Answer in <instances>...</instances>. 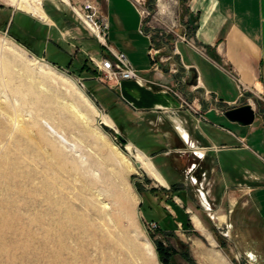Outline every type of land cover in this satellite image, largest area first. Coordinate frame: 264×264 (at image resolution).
<instances>
[{
    "label": "rangeland",
    "instance_id": "rangeland-1",
    "mask_svg": "<svg viewBox=\"0 0 264 264\" xmlns=\"http://www.w3.org/2000/svg\"><path fill=\"white\" fill-rule=\"evenodd\" d=\"M10 1L0 0V264H202L197 250L211 249L210 240L233 264H251L242 253L234 215L233 223L230 218L221 223L203 206L202 196L204 192L208 196L212 186L203 163L197 166L202 180L188 175L184 185L172 189L156 180L135 157V150L116 137L118 131L148 152L153 136L144 133L146 117L126 114L132 121L123 129L103 123L99 113L117 116L110 106L116 98L112 82L97 79V73H79V64H74V74L54 65L51 61L68 63L71 57L57 56L52 44L43 57L31 47V40L27 43L19 36L30 48L19 43L3 28L12 9L27 11L23 0L15 5ZM53 1L68 9L58 0H42V8L46 4L47 12L53 11ZM141 2L145 31L158 50L157 58L165 68L180 62L175 53L183 41L180 36L192 41L195 27L187 0ZM75 23L78 33L65 32L64 47L81 62L86 58L92 63V45L85 40L97 43L81 23ZM50 30L52 37V25ZM260 102L252 104L258 117L264 114ZM261 120L263 116L262 124ZM161 141L160 136L159 145ZM261 147L264 150V144ZM163 159L157 157L156 165L171 179ZM171 173L186 176L181 169ZM219 197L211 205L220 212ZM194 214L205 215L204 229L212 234L207 233L208 240L201 230L183 225L185 215L193 225ZM249 254L253 260L255 255ZM218 255L227 263L222 253ZM217 259L212 262L220 264Z\"/></svg>",
    "mask_w": 264,
    "mask_h": 264
},
{
    "label": "crops",
    "instance_id": "crops-1",
    "mask_svg": "<svg viewBox=\"0 0 264 264\" xmlns=\"http://www.w3.org/2000/svg\"><path fill=\"white\" fill-rule=\"evenodd\" d=\"M52 3V13L47 12L46 4L43 6L50 23L28 12L12 9L4 29H15L14 33L27 39V43L31 40V47L43 57H46L48 45L52 44L57 56L66 53L71 57L68 63L55 62L57 66L75 72L74 64L80 67L86 58L81 62L79 56L64 47L63 39L65 32L77 34L74 24L81 22L69 8H61L54 1ZM186 5L189 16L195 22L190 36L195 44L204 48V52L182 41L177 44L180 62L175 61L167 68L159 62L156 69L150 56L152 38L142 30L143 16L136 1L101 0L111 48L125 53L141 76L155 82L130 79L111 83L116 98L114 101L111 99L113 104L110 106L117 112L116 118L107 112L112 122L123 128L132 121L126 118V114L146 117L144 133L153 136L149 151L143 150L131 139L129 142L149 158L162 180L153 177L162 185H184L183 178L190 175L202 180L197 166L203 163L206 179L212 185L207 200L212 204L219 196L221 199V211L212 207L211 214L221 223H229L233 214L235 232L242 242V253L251 264H264V150L261 149L264 144V121L261 120L263 125L260 122L264 114L258 117L257 113V125L254 122L247 126L229 120L224 114L226 109L235 105L264 102V0H187ZM69 36L71 39L76 37L73 34ZM94 40L96 46L91 40H85L92 45L90 55H109L107 49ZM85 41V44L89 43ZM68 43L73 45L72 41ZM161 84L179 90L189 102L201 109L203 118L197 121V116L181 104L178 96ZM172 119L180 123V131ZM160 136L163 141L159 145ZM197 148L206 150L204 157L196 154L194 150ZM159 156L164 158L162 165L168 168L171 179L157 167L155 159ZM174 169L184 170L187 177L173 176L171 170ZM218 187L221 193L217 192ZM193 216V228L201 230L208 240L209 231L204 229L203 224L205 215ZM194 219L198 224L200 222V227ZM210 245L212 248L209 250L198 247L197 252L204 261L202 264H214L218 254L224 255L216 248V241L213 243L210 240ZM249 253L255 255L253 260ZM226 261L233 264L227 258Z\"/></svg>",
    "mask_w": 264,
    "mask_h": 264
},
{
    "label": "built area",
    "instance_id": "built-area-1",
    "mask_svg": "<svg viewBox=\"0 0 264 264\" xmlns=\"http://www.w3.org/2000/svg\"><path fill=\"white\" fill-rule=\"evenodd\" d=\"M61 4L69 8V10L74 14V16L85 26L87 31L100 43L101 46L105 47L109 52V55H103L96 57L93 55L89 56L94 68L97 70V79L99 80H109L112 83H118L122 80H137L139 82L155 83L151 80L145 79L132 65L125 53L121 51L113 50L108 43V22L107 17L101 10V0H58ZM139 8L142 5L141 0H135ZM143 1V0H142ZM141 10V8H140ZM143 16L142 30L145 31V21H144V11L141 10ZM183 41H187L194 48L204 52L203 47H199L194 41L188 40L186 37L180 36ZM158 50H156L152 44L150 49V56L152 57L155 68L159 67V59L157 58ZM178 53V48L176 52ZM82 86H85L82 80H79ZM164 89L173 92L181 101V104L187 106L195 116H197V121L203 118L201 109L194 106L193 103L189 102L179 90L168 85L161 84ZM171 114V113H170ZM172 117V116H171ZM175 123V127L180 131L181 125L176 119H172ZM184 130V129H183ZM194 146V144H191ZM199 157H204L206 150L202 151V148L194 150ZM264 161V157H262ZM264 180V175H263ZM204 190V189H203ZM210 190H208V195ZM207 192L203 194V206L208 211L210 217H212V205L211 202L207 200ZM152 227L157 228L158 225L152 223Z\"/></svg>",
    "mask_w": 264,
    "mask_h": 264
},
{
    "label": "bare ground",
    "instance_id": "bare-ground-1",
    "mask_svg": "<svg viewBox=\"0 0 264 264\" xmlns=\"http://www.w3.org/2000/svg\"><path fill=\"white\" fill-rule=\"evenodd\" d=\"M15 2L16 3L17 2L19 3V1H17V0H12L11 4L12 5H15L14 4ZM21 3H22L21 5H22V7L24 8L25 11L29 12L30 14H32V15L38 17V18H41L43 20H46L48 23H50V21H49L50 19L47 17V15L45 14V12H44V10L42 8V0H27V1L26 0L24 1L23 0ZM67 77H69V76H67ZM69 78H71V77H69ZM86 98L90 101V99L88 97H86ZM90 102L92 103V101H90ZM99 116L101 117L103 123H105V124H107V125H109L111 127H114V123L112 122V120L107 115H104L103 113H99ZM127 149L128 150L134 149L135 152H136V156L135 157H137L138 159L142 160L143 164L149 169L151 175H153L155 178H158L159 180H162L159 172L156 170V168L150 162L149 158H147L146 155L142 151H140L139 149L135 148L132 144H128L127 145ZM217 258H218L217 259V262L218 263H220V264H227L224 261V258L221 257L220 255Z\"/></svg>",
    "mask_w": 264,
    "mask_h": 264
},
{
    "label": "water",
    "instance_id": "water-1",
    "mask_svg": "<svg viewBox=\"0 0 264 264\" xmlns=\"http://www.w3.org/2000/svg\"><path fill=\"white\" fill-rule=\"evenodd\" d=\"M56 69L58 70V72L64 73L67 76L71 77L69 74L63 72L61 69L57 67ZM224 114L229 120L247 126L252 125L255 122L257 111L251 103H244L229 107L224 111ZM116 137L125 147H127V145L130 143L129 140L118 131H116ZM135 164L136 166L141 167L140 162L135 161Z\"/></svg>",
    "mask_w": 264,
    "mask_h": 264
},
{
    "label": "trees",
    "instance_id": "trees-1",
    "mask_svg": "<svg viewBox=\"0 0 264 264\" xmlns=\"http://www.w3.org/2000/svg\"><path fill=\"white\" fill-rule=\"evenodd\" d=\"M50 13H52V11H51ZM3 30H5V29L3 28ZM8 32H9L10 35H11L12 37H14L19 43H22V44L25 45L27 48H30V46H29L28 44H26L25 42H23V41L20 39V37H19L18 35H16L14 32H12V31H10V30H9ZM51 62H52V61H51ZM52 63H53L54 65H57L55 62H52ZM83 72L96 74V73H97V70L94 68L93 64H91L87 59H85V60L83 61L82 65H81L80 68H79V73H83ZM70 73H71V74H74V72H70ZM92 94H93V93H92ZM120 128L123 129V126H120ZM174 185H175V184H173V185L171 186L170 189H172ZM170 189H167V190H168V191H171ZM174 205H175V207H176V209H177V204L174 203ZM161 223L164 224V223H165V220H162ZM185 224H186V225H185ZM183 225H185V226H187V227H189V228H193L190 219H188V215H185V219H183ZM166 251H167V250H166ZM164 260H165V262H167V258H165Z\"/></svg>",
    "mask_w": 264,
    "mask_h": 264
}]
</instances>
